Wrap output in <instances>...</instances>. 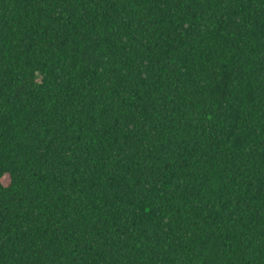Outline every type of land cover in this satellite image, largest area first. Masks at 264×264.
Here are the masks:
<instances>
[{
  "label": "trees",
  "instance_id": "16d2710c",
  "mask_svg": "<svg viewBox=\"0 0 264 264\" xmlns=\"http://www.w3.org/2000/svg\"><path fill=\"white\" fill-rule=\"evenodd\" d=\"M0 264H264V0H0Z\"/></svg>",
  "mask_w": 264,
  "mask_h": 264
}]
</instances>
